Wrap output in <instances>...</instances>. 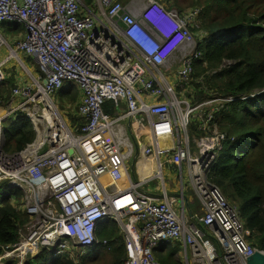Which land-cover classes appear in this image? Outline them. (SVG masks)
<instances>
[{
  "label": "built area",
  "instance_id": "built-area-1",
  "mask_svg": "<svg viewBox=\"0 0 264 264\" xmlns=\"http://www.w3.org/2000/svg\"><path fill=\"white\" fill-rule=\"evenodd\" d=\"M190 9L180 14L160 0H0V27L15 23L24 31L12 47L0 34V48L9 50L5 62L21 53L40 73L32 86L17 80L11 98L19 103L10 99L0 109V183L21 191L17 202L28 217L18 242L2 249L0 264H24L43 250L53 259L75 260L109 246L96 236L108 221L126 249L121 264H159L154 252L165 244L182 246V264H247L256 252L264 256L208 178L224 144L233 141L218 131L215 116L256 93L190 104L184 90L177 91L189 85L201 59L198 42L207 35L192 31L201 9ZM6 77L0 62V84ZM68 85L79 93L73 125L53 100ZM16 113L29 120L35 138L6 153L3 124ZM194 120L198 138L190 131ZM138 153L152 168L143 180L126 164ZM163 155L180 180L178 197L165 188ZM184 168L199 214L186 211ZM154 179L162 182L158 195L142 189Z\"/></svg>",
  "mask_w": 264,
  "mask_h": 264
},
{
  "label": "trees",
  "instance_id": "trees-1",
  "mask_svg": "<svg viewBox=\"0 0 264 264\" xmlns=\"http://www.w3.org/2000/svg\"><path fill=\"white\" fill-rule=\"evenodd\" d=\"M84 1L90 5L93 0ZM160 1L183 13L179 0ZM192 4L195 5L192 8L201 9L199 27L192 31L207 35L198 42L201 59L194 65L189 85H182L177 91L184 90L190 104L213 96L238 98L256 93L253 99L232 102L215 116L218 131L233 141L224 144L208 178L237 209L248 232V243L264 250V0H192ZM24 60L32 62L29 57ZM16 85L11 76L0 84V109L7 107ZM75 90L68 85L57 92L60 111L65 112V102L73 105L74 111L66 114L71 125L79 120L76 116L79 93ZM104 111L112 114L107 106ZM198 127L199 122L194 120L190 131L202 135ZM3 134L6 153L23 150L35 138L29 120L22 113H16L4 122ZM21 194L7 182L0 183V254L2 249L18 242V232L27 221L26 214L19 209V202L17 205L12 201ZM108 224L113 228H107ZM96 236L108 241L110 264H121L125 260L126 249L112 221L98 227ZM177 252V246L162 245L154 255L159 264H182L175 257ZM4 264L17 263L7 261ZM24 264L76 263L66 257L50 258L43 250L29 256Z\"/></svg>",
  "mask_w": 264,
  "mask_h": 264
},
{
  "label": "rangeland",
  "instance_id": "rangeland-1",
  "mask_svg": "<svg viewBox=\"0 0 264 264\" xmlns=\"http://www.w3.org/2000/svg\"><path fill=\"white\" fill-rule=\"evenodd\" d=\"M181 5L180 7L182 8L183 12L185 11H189L191 10L190 8H192V6H195L192 4V0H179ZM199 7V6H198ZM10 27L15 28V32L10 29ZM10 29V30H9ZM23 28L20 24H7L6 26H1L0 27V34L1 36L7 41V43L12 47L13 44L17 43L18 41H21L23 39ZM9 56V50L7 48V46H3L2 48H0V62H4V70L6 72L7 76H11L14 77V83L16 84V78L17 80L20 81L21 84H26L29 86H32L34 84H36V82L33 80L38 78V74L39 70L36 66V63L32 60V62L28 63L26 62V60H24L25 56L21 53H19V58L18 61L17 59H10L9 61L5 62V60L7 59V57ZM72 86V84H71ZM33 93H35V90L31 89V95L30 97L33 95ZM53 100L55 101V103L57 105L60 104L59 100L60 97L59 95L55 94L53 96ZM11 103L13 105H17L19 103L18 99L15 98H11ZM63 107V110H65V112H61L62 115L65 117L66 114H68V112L70 113V111H74L73 105L72 103L69 102H65ZM71 111V112H72ZM67 112V113H66ZM123 125L127 124L126 122H122ZM193 133V132H192ZM145 135H143L141 137V139L144 137ZM194 136L196 138H198L200 135L194 133ZM191 146L193 147V143H191ZM140 155L139 153L136 156H133V158L126 162L127 164V169L128 172L130 173V175L135 178V180H143L145 179V177H147L149 175V172L151 173L152 170L150 171L149 168L150 167H146V165H149V163H145L143 161H139ZM141 158V157H140ZM161 164L163 166V175H164V181H165V188L168 192V194L170 195H179V183L180 180L179 178L176 177V172L173 168H168L169 164H168V160L165 157V155L161 156ZM134 163V168L133 171L131 170V167L133 166ZM142 168H146L144 169V171H140L138 168L139 167ZM188 178H187V171L184 168V176H183V182L182 185L184 187V192H185V196L186 197H190V203L191 206L196 209L199 205H198V200L197 198H195V196L193 195L192 191L190 190L191 188L189 187L188 184ZM159 186V188H161L162 186V182L159 179H154L151 180L149 182H147L146 184H144L142 187L143 191L146 192H153L156 195V187ZM20 198H13L12 201L14 202V204H17V201H19ZM21 202V201H20ZM18 205V204H17ZM28 219V217H26ZM107 228L111 229L113 228V225H107ZM75 254H79L77 252H75ZM78 256V255H77ZM176 259L180 260L181 257L179 255V252H177V254L175 255ZM110 246H96L94 248H91L89 250H85L82 252L81 256H79V258L73 260L74 263L76 264H110ZM10 261H13L10 260Z\"/></svg>",
  "mask_w": 264,
  "mask_h": 264
},
{
  "label": "water",
  "instance_id": "water-1",
  "mask_svg": "<svg viewBox=\"0 0 264 264\" xmlns=\"http://www.w3.org/2000/svg\"><path fill=\"white\" fill-rule=\"evenodd\" d=\"M43 84L45 83V80L42 81ZM46 151V146L39 152L40 154H43ZM68 154H72V150L68 151ZM14 188V187H10ZM175 197H178L179 195H173ZM247 264H264V256L260 253H254L249 259H247Z\"/></svg>",
  "mask_w": 264,
  "mask_h": 264
},
{
  "label": "crops",
  "instance_id": "crops-1",
  "mask_svg": "<svg viewBox=\"0 0 264 264\" xmlns=\"http://www.w3.org/2000/svg\"><path fill=\"white\" fill-rule=\"evenodd\" d=\"M23 28V27H22ZM191 190V189H190ZM192 191V190H191ZM192 193H193V195L195 196V194H194V192L192 191ZM188 198V207H187V214L190 216V215H193V214H199V212H200V207L198 206L196 209H194L192 206H191V203H190V200H191V198L190 197H187ZM195 198H196V196H195ZM199 205V204H198ZM248 233V232H247ZM166 245V244H165ZM172 245H175V246H177L178 248H179V255H180V253H181V248H182V246L181 245H179V244H172ZM169 246V245H168Z\"/></svg>",
  "mask_w": 264,
  "mask_h": 264
},
{
  "label": "bare ground",
  "instance_id": "bare-ground-1",
  "mask_svg": "<svg viewBox=\"0 0 264 264\" xmlns=\"http://www.w3.org/2000/svg\"><path fill=\"white\" fill-rule=\"evenodd\" d=\"M140 171H144V169H146V168H142L141 166L138 168ZM150 169V171L152 170V168H149ZM149 174H150V172H149Z\"/></svg>",
  "mask_w": 264,
  "mask_h": 264
}]
</instances>
